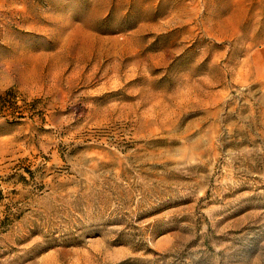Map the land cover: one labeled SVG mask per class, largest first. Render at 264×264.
Returning a JSON list of instances; mask_svg holds the SVG:
<instances>
[{"label":"rangeland","instance_id":"374dc122","mask_svg":"<svg viewBox=\"0 0 264 264\" xmlns=\"http://www.w3.org/2000/svg\"><path fill=\"white\" fill-rule=\"evenodd\" d=\"M0 264H264V0H0Z\"/></svg>","mask_w":264,"mask_h":264}]
</instances>
